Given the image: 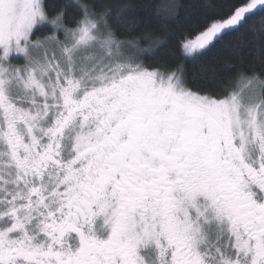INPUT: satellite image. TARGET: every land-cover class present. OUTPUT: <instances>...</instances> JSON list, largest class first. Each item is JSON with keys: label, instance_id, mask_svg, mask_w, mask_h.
I'll use <instances>...</instances> for the list:
<instances>
[{"label": "snow or ice", "instance_id": "1", "mask_svg": "<svg viewBox=\"0 0 264 264\" xmlns=\"http://www.w3.org/2000/svg\"><path fill=\"white\" fill-rule=\"evenodd\" d=\"M177 8L0 0V264H264V0Z\"/></svg>", "mask_w": 264, "mask_h": 264}, {"label": "trees", "instance_id": "2", "mask_svg": "<svg viewBox=\"0 0 264 264\" xmlns=\"http://www.w3.org/2000/svg\"><path fill=\"white\" fill-rule=\"evenodd\" d=\"M129 3L132 4H137L143 2V0H128ZM152 2L155 5L162 6L164 3L167 2V0H152ZM174 2L178 5L177 11L180 15L181 18H183L185 15H188L189 13L193 12L195 10V5H197L200 0H174ZM247 51V50H245ZM216 57L218 59L220 58H233L232 54L229 52H220V53H215ZM214 61L212 60L211 57L208 58L206 63L211 65ZM200 68L194 67L192 64L188 65V72L191 74L192 72H199Z\"/></svg>", "mask_w": 264, "mask_h": 264}]
</instances>
